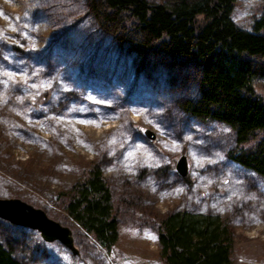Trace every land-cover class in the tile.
Instances as JSON below:
<instances>
[{
	"label": "rangeland",
	"instance_id": "1",
	"mask_svg": "<svg viewBox=\"0 0 264 264\" xmlns=\"http://www.w3.org/2000/svg\"><path fill=\"white\" fill-rule=\"evenodd\" d=\"M97 8L90 0H0V198H19L69 227L78 253L0 219L1 243L21 264H164L156 219L177 209L219 214L233 233V263L264 264V178L226 157L224 124L180 111L193 70L126 43L132 32L123 21L96 18ZM230 15L252 30L264 0H235ZM251 62L264 94V57ZM180 155L189 182L175 171ZM93 164L118 218L109 252L63 208Z\"/></svg>",
	"mask_w": 264,
	"mask_h": 264
},
{
	"label": "trees",
	"instance_id": "2",
	"mask_svg": "<svg viewBox=\"0 0 264 264\" xmlns=\"http://www.w3.org/2000/svg\"><path fill=\"white\" fill-rule=\"evenodd\" d=\"M90 1L98 3L96 18L108 13L123 21L135 41L124 39L126 43L144 51L158 49L178 67L193 70L192 85L179 92L180 111L185 117L224 124L231 141L226 157L264 178V94L255 89L259 74L251 62L264 57V18L252 30L241 28L230 15L235 0ZM182 179L189 182L187 176ZM63 208L100 248L111 251L118 239V218L98 165L71 185ZM156 222L164 264H234L233 233L219 214L176 209ZM0 264H21L1 241Z\"/></svg>",
	"mask_w": 264,
	"mask_h": 264
},
{
	"label": "water",
	"instance_id": "3",
	"mask_svg": "<svg viewBox=\"0 0 264 264\" xmlns=\"http://www.w3.org/2000/svg\"><path fill=\"white\" fill-rule=\"evenodd\" d=\"M143 135L149 140L155 134L148 128L143 130ZM176 173L183 177L187 175V160L185 155H180L175 162ZM0 219L10 224L35 230L45 242L58 241L73 254L78 250L74 246L72 231L69 227L50 218L44 210L34 207L19 198H0Z\"/></svg>",
	"mask_w": 264,
	"mask_h": 264
},
{
	"label": "snow or ice",
	"instance_id": "4",
	"mask_svg": "<svg viewBox=\"0 0 264 264\" xmlns=\"http://www.w3.org/2000/svg\"><path fill=\"white\" fill-rule=\"evenodd\" d=\"M0 14H2V13H0Z\"/></svg>",
	"mask_w": 264,
	"mask_h": 264
}]
</instances>
